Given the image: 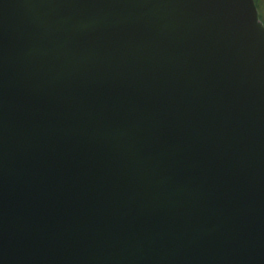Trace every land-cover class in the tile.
Segmentation results:
<instances>
[{
  "label": "water",
  "instance_id": "1",
  "mask_svg": "<svg viewBox=\"0 0 264 264\" xmlns=\"http://www.w3.org/2000/svg\"><path fill=\"white\" fill-rule=\"evenodd\" d=\"M0 264H264L255 0H0Z\"/></svg>",
  "mask_w": 264,
  "mask_h": 264
},
{
  "label": "rangeland",
  "instance_id": "2",
  "mask_svg": "<svg viewBox=\"0 0 264 264\" xmlns=\"http://www.w3.org/2000/svg\"><path fill=\"white\" fill-rule=\"evenodd\" d=\"M256 6L258 8L259 17L264 23V0H255Z\"/></svg>",
  "mask_w": 264,
  "mask_h": 264
}]
</instances>
